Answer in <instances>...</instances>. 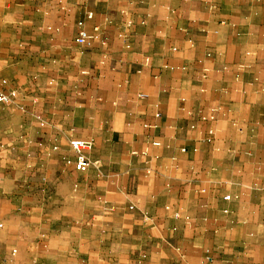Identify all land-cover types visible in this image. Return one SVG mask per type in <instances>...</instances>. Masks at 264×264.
Masks as SVG:
<instances>
[{"label": "crops", "instance_id": "0c3cea01", "mask_svg": "<svg viewBox=\"0 0 264 264\" xmlns=\"http://www.w3.org/2000/svg\"><path fill=\"white\" fill-rule=\"evenodd\" d=\"M0 92V264H264V0H0Z\"/></svg>", "mask_w": 264, "mask_h": 264}, {"label": "built area", "instance_id": "2783aa9c", "mask_svg": "<svg viewBox=\"0 0 264 264\" xmlns=\"http://www.w3.org/2000/svg\"><path fill=\"white\" fill-rule=\"evenodd\" d=\"M91 17H92L91 13H88L86 15L87 19H90ZM78 27L79 30L74 40L75 44L80 47H90L92 45L93 39L95 38V35L86 32L81 27L80 23L78 24ZM96 32H97V28L94 29V33ZM8 102H9V97L0 92V105L6 104ZM68 146L69 149L75 154V158H76L74 163L75 171L82 174L87 172L92 164L86 159L84 152L88 151L91 148L92 143L82 140H72L69 142ZM225 199L228 200L229 197L226 196Z\"/></svg>", "mask_w": 264, "mask_h": 264}]
</instances>
